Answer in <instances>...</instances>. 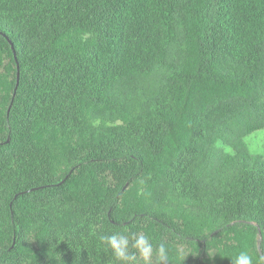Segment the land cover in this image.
<instances>
[{
  "label": "trees",
  "instance_id": "obj_1",
  "mask_svg": "<svg viewBox=\"0 0 264 264\" xmlns=\"http://www.w3.org/2000/svg\"><path fill=\"white\" fill-rule=\"evenodd\" d=\"M257 131L264 0H0V264H264Z\"/></svg>",
  "mask_w": 264,
  "mask_h": 264
},
{
  "label": "clouds",
  "instance_id": "obj_2",
  "mask_svg": "<svg viewBox=\"0 0 264 264\" xmlns=\"http://www.w3.org/2000/svg\"><path fill=\"white\" fill-rule=\"evenodd\" d=\"M111 251L117 264H168L169 251L164 243L153 246L150 238L139 232L114 231L99 237ZM264 259V258H262ZM254 257L247 251L235 255L232 264H253Z\"/></svg>",
  "mask_w": 264,
  "mask_h": 264
},
{
  "label": "rangeland",
  "instance_id": "obj_3",
  "mask_svg": "<svg viewBox=\"0 0 264 264\" xmlns=\"http://www.w3.org/2000/svg\"><path fill=\"white\" fill-rule=\"evenodd\" d=\"M249 152L253 155H264V131H257L245 139Z\"/></svg>",
  "mask_w": 264,
  "mask_h": 264
}]
</instances>
